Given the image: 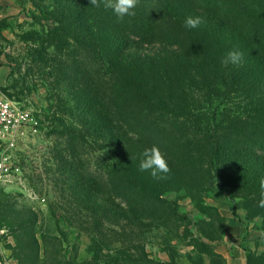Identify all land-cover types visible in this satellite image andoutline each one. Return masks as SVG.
Wrapping results in <instances>:
<instances>
[{
	"label": "trees",
	"instance_id": "trees-1",
	"mask_svg": "<svg viewBox=\"0 0 264 264\" xmlns=\"http://www.w3.org/2000/svg\"><path fill=\"white\" fill-rule=\"evenodd\" d=\"M32 3L40 22L48 23L32 63L51 67L60 82L75 88L77 130L63 125L58 131L65 147V153L56 150L63 174L73 170L68 157L78 156L87 132L110 161L104 179L94 176L93 184L106 186L110 198L129 212L160 207L177 213L158 189L119 172L126 159L140 163L144 150L153 146L169 165L199 170L202 177L215 170L222 180L219 188L226 186L231 196L235 192L259 203V180L264 177V0H138L132 14L122 19L103 3L95 7L89 0ZM188 17H199L201 23L186 27ZM152 45L161 51L132 52ZM233 50L243 54L241 63L224 65ZM193 90L208 104H214L212 96L240 92L249 109L222 118L214 110L197 127L187 118L196 104L188 101ZM56 98L58 110L71 113L66 101ZM237 207L233 202V215ZM112 212L106 215L114 219ZM95 218L100 222L101 213ZM20 245L25 256L27 248ZM97 245L95 241L91 247L93 264H99ZM107 256L103 264H177L171 255L169 261L151 258L141 244L113 247Z\"/></svg>",
	"mask_w": 264,
	"mask_h": 264
},
{
	"label": "rangeland",
	"instance_id": "rangeland-1",
	"mask_svg": "<svg viewBox=\"0 0 264 264\" xmlns=\"http://www.w3.org/2000/svg\"><path fill=\"white\" fill-rule=\"evenodd\" d=\"M36 1L41 5L48 2ZM40 19L32 0H0V96L16 102L39 124L38 131L18 145L15 158L19 170L0 185V264H93L91 247L95 241L99 244V264L108 260L111 248L129 243L144 245L155 260L169 261L171 255L177 264H228L225 253L234 248L224 244L229 222L240 227L238 234L234 230L229 234L239 241L246 264H264V209L241 194L231 196L226 186L219 188L222 180L215 170L202 177L199 170L172 162L168 173H158V177H165L161 179L153 177L151 170L141 171L137 159L124 161L119 170L122 175L158 189L177 213L160 207H143L132 213L124 203L110 198L106 186L96 188L93 177L104 179L110 161L87 132L78 156H67L73 170L63 174L56 150L65 153V147L58 131L63 125L70 130L78 127L75 88L60 82L51 67L32 63L34 49L41 48L48 25ZM135 51L153 55L161 47ZM52 52L50 48L48 53L54 59L57 56ZM193 92L188 101L196 100V104L189 107L187 118L196 121L197 127L204 126L214 110L222 118L249 109L240 101L244 97L240 92L212 96L214 104L204 102L201 92ZM58 95L71 113L58 110ZM233 202L238 206L234 215ZM110 211L114 219L107 217ZM98 213L101 224L96 222ZM20 244L27 248L25 256L19 253Z\"/></svg>",
	"mask_w": 264,
	"mask_h": 264
},
{
	"label": "built area",
	"instance_id": "built-area-1",
	"mask_svg": "<svg viewBox=\"0 0 264 264\" xmlns=\"http://www.w3.org/2000/svg\"><path fill=\"white\" fill-rule=\"evenodd\" d=\"M38 125L32 114L0 96V185L19 170L15 152L20 142L38 131Z\"/></svg>",
	"mask_w": 264,
	"mask_h": 264
},
{
	"label": "clouds",
	"instance_id": "clouds-1",
	"mask_svg": "<svg viewBox=\"0 0 264 264\" xmlns=\"http://www.w3.org/2000/svg\"><path fill=\"white\" fill-rule=\"evenodd\" d=\"M106 9H111L118 18H123L125 15L132 14L131 9H134L138 3V0H89V4L95 7H100V4ZM201 23L200 18L188 17L185 21L186 27L196 28ZM243 59V54L239 51H230L225 59L222 61L224 65L229 63L233 65H239ZM143 159L140 162L141 171L151 170V175L153 177H158V173H168L170 168L168 163L161 153L160 149L153 146L149 149H145L143 152ZM158 178H165L160 176ZM260 195L261 199L259 201V206L264 207V177L259 180Z\"/></svg>",
	"mask_w": 264,
	"mask_h": 264
},
{
	"label": "crops",
	"instance_id": "crops-1",
	"mask_svg": "<svg viewBox=\"0 0 264 264\" xmlns=\"http://www.w3.org/2000/svg\"><path fill=\"white\" fill-rule=\"evenodd\" d=\"M227 228H229V230H227L224 244H228L234 247L231 253H225L228 264H246V256L244 252L238 247L239 241H237V238H235L236 236L233 237L229 234L231 230L237 231L234 234H238L240 232V227H238L237 224L229 222ZM220 250L223 251V249Z\"/></svg>",
	"mask_w": 264,
	"mask_h": 264
}]
</instances>
